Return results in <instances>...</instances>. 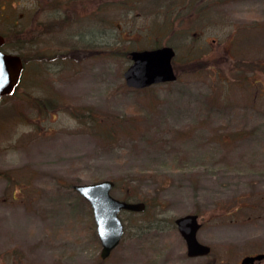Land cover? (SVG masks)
Listing matches in <instances>:
<instances>
[{
    "label": "rangeland",
    "instance_id": "obj_1",
    "mask_svg": "<svg viewBox=\"0 0 264 264\" xmlns=\"http://www.w3.org/2000/svg\"><path fill=\"white\" fill-rule=\"evenodd\" d=\"M0 36L24 69L0 102V264L264 254V0H0ZM190 40L219 52H183ZM161 46L176 50V81L128 88L129 52ZM130 116L132 130L101 133ZM103 180L112 197L146 204L119 213L124 233L105 260L71 188ZM188 214L207 256L186 255L174 220Z\"/></svg>",
    "mask_w": 264,
    "mask_h": 264
},
{
    "label": "water",
    "instance_id": "obj_2",
    "mask_svg": "<svg viewBox=\"0 0 264 264\" xmlns=\"http://www.w3.org/2000/svg\"><path fill=\"white\" fill-rule=\"evenodd\" d=\"M4 39L0 36V101L11 96L20 82L23 71L21 58L2 50ZM175 56L168 46L150 50L129 52L130 65L123 72V79L128 88L142 90L153 85L174 82L176 74L172 66ZM113 181L73 185L71 188L90 206L95 224L96 235L101 249L99 257L105 260L119 244L124 227L119 217L121 211L143 212V202H128L111 196ZM174 225L184 240L186 255L189 258L203 257L210 253V247L200 243L196 234L200 223L196 214H188L174 220ZM264 254L245 256L240 264H252L263 261Z\"/></svg>",
    "mask_w": 264,
    "mask_h": 264
},
{
    "label": "flooded vegetation",
    "instance_id": "obj_3",
    "mask_svg": "<svg viewBox=\"0 0 264 264\" xmlns=\"http://www.w3.org/2000/svg\"><path fill=\"white\" fill-rule=\"evenodd\" d=\"M178 17H179V20L177 21V30H178V32H177V35L179 36V37H181L183 34H188L189 32L188 31H186V27H181V24L182 23H184V22H187V19L186 18H182V17H180V15H178ZM2 37V36H1ZM3 38V37H2ZM4 39V38H3ZM195 41H197V38H195ZM194 40L192 41V40H190V41H188L187 42V45H186V48L183 50V48H182V51L183 52H219V49H217V50H215L214 48H207V47H204V46H199V45H197L196 43L197 42H195ZM4 45H5V42H4ZM178 45H180V41L178 42V44L176 45V47L178 46ZM188 45H191V46H188ZM181 46V45H180ZM185 45H182V47H184ZM161 47H163V46H161ZM169 47V46H168ZM175 47V48H176ZM3 48H4V46L2 47V50H3ZM170 48H172V50H173V52H176V50L172 47V46H170ZM154 49V48H153ZM177 49V48H176ZM4 51V50H3ZM220 52H244V49L243 50H238V49H230V48H224L222 51H220ZM22 60V59H21ZM23 63V62H22ZM24 70V69H23ZM22 73H23V71H22ZM21 77H22V75H21ZM20 81H21V78H20ZM21 82H19V84H20ZM255 83V82H254ZM253 83V84H254ZM19 84H18V86H19ZM17 86V87H18ZM17 87H16V89H17ZM16 89H15V91H16ZM15 91H14V93H15ZM13 93V94H14ZM12 94V95H13ZM264 261V260H263ZM262 263V261H255L254 263H252V264H261Z\"/></svg>",
    "mask_w": 264,
    "mask_h": 264
},
{
    "label": "trees",
    "instance_id": "obj_4",
    "mask_svg": "<svg viewBox=\"0 0 264 264\" xmlns=\"http://www.w3.org/2000/svg\"><path fill=\"white\" fill-rule=\"evenodd\" d=\"M116 119H117L116 122L108 123L106 120L101 122V125H102V127H101L102 132L101 133L103 135H105V137H108V138L113 137L117 127H118V129H120L121 127H125L127 130H129V129L132 130L134 128V125H136V121H135V118L133 116H130L128 118H120V119L116 118ZM93 120H94L93 117H91V123L94 125L95 121H93ZM128 199H130V198H127L126 201ZM145 206H146V204H145Z\"/></svg>",
    "mask_w": 264,
    "mask_h": 264
}]
</instances>
